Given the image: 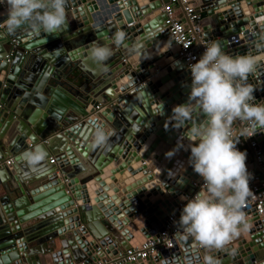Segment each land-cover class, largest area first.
I'll return each instance as SVG.
<instances>
[{"label":"water","instance_id":"water-1","mask_svg":"<svg viewBox=\"0 0 264 264\" xmlns=\"http://www.w3.org/2000/svg\"><path fill=\"white\" fill-rule=\"evenodd\" d=\"M190 1L206 13L199 21L205 38L230 55L260 58L249 82L255 102L264 100V46L245 49L264 41V0ZM168 2L67 0V27L39 36L27 28L8 33L7 5L0 3V264L115 258L158 236L167 217L201 189L202 178L186 165L191 141L185 133L205 117L194 112L176 128L163 103L156 118L173 91L181 96H172L170 106L187 102L191 84L166 24ZM103 5L108 11L98 17ZM118 30L126 40L116 47ZM94 42L113 49L103 65L89 54ZM95 123L114 130L103 145L94 144ZM255 139L264 149V131ZM37 144L46 156L32 162L24 154ZM172 144L180 152L159 172L163 162L151 163L162 161ZM246 154L251 177L264 181L254 150ZM176 159L181 166L172 177ZM244 211L246 239L210 253L220 264H264V223ZM177 224L173 247L123 264H203L207 250Z\"/></svg>","mask_w":264,"mask_h":264},{"label":"clouds","instance_id":"clouds-1","mask_svg":"<svg viewBox=\"0 0 264 264\" xmlns=\"http://www.w3.org/2000/svg\"><path fill=\"white\" fill-rule=\"evenodd\" d=\"M7 5L5 27L13 34L21 28L34 35H58L67 25V0H4ZM126 40L124 31H116L112 43L119 47ZM91 58L103 65L113 55L107 44L92 43ZM195 59V58H193ZM260 58L251 54L230 55L218 42H211L194 63L187 102L174 105L172 121L176 128L184 126L194 112L205 119L188 129L191 141L188 163L203 181L201 189L186 197L179 224L198 246L207 250L203 264H220L212 250H224L247 232L250 223L244 208L252 195L247 154L237 148L238 136L233 125L246 123L247 137L264 131V100L255 102V87L249 76L255 73ZM163 101L161 111L163 114ZM94 144L103 145L114 134L113 129L95 123ZM172 149L168 157L175 154ZM32 162L41 161L46 152L39 144L26 152Z\"/></svg>","mask_w":264,"mask_h":264},{"label":"built area","instance_id":"built-area-1","mask_svg":"<svg viewBox=\"0 0 264 264\" xmlns=\"http://www.w3.org/2000/svg\"><path fill=\"white\" fill-rule=\"evenodd\" d=\"M2 1L0 0V3ZM178 4L183 6L187 21L180 16ZM163 10L167 14L166 24L169 26V31L181 48L180 57L189 66V64L195 62V59L200 57L205 46L211 43L207 38L202 36V28L199 22L201 14L196 11L195 4L190 0H169L168 3L164 4ZM198 40L200 44L196 46ZM188 69L190 70L189 67ZM246 129V123L237 122L233 125L234 135L240 137L237 143L239 150L244 136L247 137ZM253 137L254 135L247 138L250 139V145L254 150L260 171L264 173V149L256 139L252 140ZM11 161L10 159L7 162L11 163ZM250 188L252 195L246 202L245 208H247L248 212L255 211L264 223V181L260 179V174L251 177ZM178 219V215L170 214L159 235L149 237L139 247H131L126 251H119L115 258L104 257L97 260V262H82L81 264H123L125 262L137 261L139 258L145 259L157 253L161 248L169 249L174 246L175 237L179 233Z\"/></svg>","mask_w":264,"mask_h":264},{"label":"crops","instance_id":"crops-1","mask_svg":"<svg viewBox=\"0 0 264 264\" xmlns=\"http://www.w3.org/2000/svg\"><path fill=\"white\" fill-rule=\"evenodd\" d=\"M178 8H179V14H180V16L182 17V19H187V17H186V14H185V12H184V8H183V6L181 5V4H178ZM108 11V6L107 5H103L102 7H100L99 8V12H97L96 13V15H98V17H100V16H103L106 12ZM239 11L240 12H242V14H244L245 12H244V9H243V7L242 6H240V8H239ZM235 13H237L236 11H235ZM201 14V18H203V17H205L206 16V14H205V12H201L200 13ZM254 14H255V11L253 10L252 11V13H251V15H249L250 16V18H251V16L253 15L254 16ZM236 15H239V14H236ZM132 25H134V23H131V24H129L128 26L130 27V26H132ZM250 30L252 31L253 30V28L252 27H250ZM219 32V31H218ZM242 35V34H241ZM202 36H204V31L202 30ZM219 38V37H218ZM242 38H243V36H242ZM258 40H261L260 38L259 39H256V40H254L253 42H256V41H258ZM252 42V41H251ZM200 44V41L198 40L197 42H196V46H198ZM248 44H250V43H248ZM263 45L264 46V41H261L260 43H258V44H255V45H250V47H247V48H245V49H252V47H254V46H257V45ZM171 95L166 99V101H164L163 103L164 104H166L167 105V108H170V110H172L171 108L174 106V105H177L178 104V101H176V103L174 102L171 106H170V103H169V99H171V98H173L172 96H178L179 94H180V91H173L172 93H170ZM179 96H181V95H179ZM254 96L256 97L257 95H256V93H254ZM184 97H183V95H182V98H180L179 99V101H181L182 99H183ZM156 100H158L157 102H160L159 100H160V98H157ZM161 103V102H160ZM159 115L160 114H158L157 116H156V118H158L159 117ZM170 119H172V118H170ZM110 126V125H109ZM173 146H174V144H172L171 145V150L173 149ZM240 150L241 151H244V152H246V153H248V152H250V151H252L253 150V148L251 147V145H250V139L249 138H247L246 136H244V138H243V141H242V143H241V145H240ZM179 152H180V150H178ZM178 151H177V153H175L174 155H172L171 157H168L167 155H166V157L164 158H162V161H155V160H153L152 161V163H151V166L153 165V166H156L157 164L159 165V163L160 162H163V165H162V167L159 169V172L162 170V168L164 167V165L166 164V163H168V161L170 160V158H176V156H177V154H178ZM161 152L160 151H158V154H160ZM252 161L251 160H248V161H246V165H247V168H248V170L249 171H253V167H252ZM189 163H187L186 165H188ZM178 166H181V163L176 159V162L174 163V166L172 167V170H170L171 171V176L173 177V176H175L176 174H178V172L176 171L177 170V168H178ZM109 167H110V165H109ZM184 173V172H183ZM182 173V174H183ZM152 174H154V173H152ZM158 173H156V175H157ZM184 176H189V175H184ZM202 184V183H201ZM200 184V185H201ZM263 193H264V190H263ZM180 212H181V209H178V212H174L173 214H176V215H178V217H179V215H180ZM32 220V219H31ZM256 230V229H255ZM255 233V232H254ZM257 233V232H256ZM244 234L245 233H243L241 236H239L238 238H236L233 242H231L229 245H230V247H235V246H237L238 247V245H240L246 238L244 237ZM240 238H242V239H240Z\"/></svg>","mask_w":264,"mask_h":264},{"label":"trees","instance_id":"trees-1","mask_svg":"<svg viewBox=\"0 0 264 264\" xmlns=\"http://www.w3.org/2000/svg\"><path fill=\"white\" fill-rule=\"evenodd\" d=\"M206 14V13H205Z\"/></svg>","mask_w":264,"mask_h":264}]
</instances>
